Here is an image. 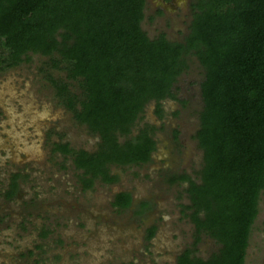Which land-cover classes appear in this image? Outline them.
Returning <instances> with one entry per match:
<instances>
[{
  "label": "trees",
  "instance_id": "1",
  "mask_svg": "<svg viewBox=\"0 0 264 264\" xmlns=\"http://www.w3.org/2000/svg\"><path fill=\"white\" fill-rule=\"evenodd\" d=\"M146 0H0V73L29 54L49 57L65 80L49 77L57 97L75 121L99 138L95 151L68 143L54 151L72 161L81 191L118 182L111 167L150 163L157 148L155 127L133 133L146 105L177 97L178 78L193 55L204 70L202 109L196 133L203 151L199 182H188V217L193 242L176 264H244L251 227L264 193V0H192V19L182 42L142 30ZM78 83L81 94L70 90ZM124 138V141H121ZM19 173L5 192L14 198ZM132 195L120 192L112 206L125 210ZM150 203H141L144 214ZM156 227L148 228L152 239ZM46 235L47 231H43ZM219 249L195 256L202 236Z\"/></svg>",
  "mask_w": 264,
  "mask_h": 264
},
{
  "label": "rangeland",
  "instance_id": "2",
  "mask_svg": "<svg viewBox=\"0 0 264 264\" xmlns=\"http://www.w3.org/2000/svg\"><path fill=\"white\" fill-rule=\"evenodd\" d=\"M189 12V11H188ZM191 13L188 15L187 28ZM170 16L155 14L146 3L141 24L148 37L164 33L182 42L184 34ZM176 25L181 26L178 21ZM177 81L179 100L148 103L133 133L155 127L157 148L150 163L111 167L118 182L81 191L72 161L54 151L56 144L95 151L99 138L75 121L48 80H65L49 57L29 54L18 66L0 73V264H176L178 255L193 242L194 225L188 217V182H170L187 174L199 182L203 151L196 133L200 126V82L204 70L193 55ZM70 90L81 94L78 83ZM124 141V138L121 140ZM19 173L14 198L5 196L11 176ZM120 192L132 195L125 210L112 206ZM150 208L138 214L141 203ZM156 234L148 239V228ZM43 231H47L44 235ZM219 245L202 236L195 256L207 259ZM244 264H264V193L249 234Z\"/></svg>",
  "mask_w": 264,
  "mask_h": 264
},
{
  "label": "flooded vegetation",
  "instance_id": "3",
  "mask_svg": "<svg viewBox=\"0 0 264 264\" xmlns=\"http://www.w3.org/2000/svg\"><path fill=\"white\" fill-rule=\"evenodd\" d=\"M146 3L152 7L155 14L172 17L176 21L175 27L183 34L188 31L186 24L190 13V21L192 19V0H146ZM178 21L182 23L181 26L176 25Z\"/></svg>",
  "mask_w": 264,
  "mask_h": 264
}]
</instances>
